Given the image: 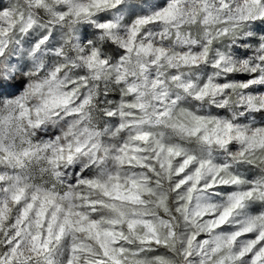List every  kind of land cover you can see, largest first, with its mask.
Segmentation results:
<instances>
[{
    "label": "clouds",
    "instance_id": "9594fccd",
    "mask_svg": "<svg viewBox=\"0 0 264 264\" xmlns=\"http://www.w3.org/2000/svg\"><path fill=\"white\" fill-rule=\"evenodd\" d=\"M262 62L264 0H0V264H247Z\"/></svg>",
    "mask_w": 264,
    "mask_h": 264
},
{
    "label": "snow or ice",
    "instance_id": "6c2138e0",
    "mask_svg": "<svg viewBox=\"0 0 264 264\" xmlns=\"http://www.w3.org/2000/svg\"><path fill=\"white\" fill-rule=\"evenodd\" d=\"M261 71H264V69H261ZM243 79L248 80L251 78L245 76ZM241 138L244 139V137ZM247 139H249L252 144L258 142L259 144L264 145V130L254 133L252 137ZM256 196L264 198V189L250 187L246 191L234 193L231 204L223 210L220 222H223V220L231 213L238 210L249 198ZM256 226L257 220H250L247 227H245L242 231L233 233L230 237L231 240H236L240 236H247L244 246L239 253V256L247 261V264H264V230H257Z\"/></svg>",
    "mask_w": 264,
    "mask_h": 264
}]
</instances>
